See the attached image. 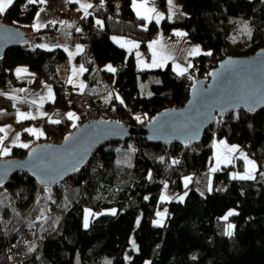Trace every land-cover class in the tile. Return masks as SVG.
<instances>
[{
	"label": "trees",
	"instance_id": "obj_1",
	"mask_svg": "<svg viewBox=\"0 0 264 264\" xmlns=\"http://www.w3.org/2000/svg\"><path fill=\"white\" fill-rule=\"evenodd\" d=\"M92 1L87 20L100 34L90 38L78 32L71 38L61 37L62 31L54 27L34 29L36 5H30L33 7L28 11L26 0H15L0 15V24L22 29L30 45L5 54L0 61V86H6L12 70L20 66L28 67L38 81L51 79L56 74L55 65H67L69 47L84 43L78 59L85 64L90 85L103 89L97 96L104 95L106 82L121 95L112 101L102 96L98 101L108 99L109 103L105 107L97 103L98 108H113L120 122L140 129L156 115L183 107L194 82L208 77L226 57H248L264 49V0H176L180 11L161 23L137 17L133 0H103L111 13L116 11L117 2L122 4L118 21L104 12L101 0ZM96 19L102 23L98 25ZM177 30L184 31L205 53H212L196 58L198 67L192 74L178 75L171 66L139 70L134 54L129 56L114 41L125 38L143 47L159 32L171 36ZM109 65L114 73L107 70ZM0 107L4 109L0 127L17 124V111L11 102L1 98ZM52 107L55 111L45 125L46 137L33 141L26 150L15 148L7 156L0 153V160L23 159L39 144H51L56 126L59 137L65 140L82 124L79 119L73 127L74 121L67 118L73 108L58 96L48 105ZM54 120L60 123H52ZM223 140L240 147L256 162V179H232L235 168L244 172L242 160H237L235 167L211 171L214 146ZM261 172L264 107L254 114L241 111L219 118L201 142L188 146L152 145L138 138L112 142L100 147L90 163L70 178L68 190L58 194L56 207L64 220L50 230L49 238L42 239L39 233L50 226L44 217L49 196L38 180L17 174L0 187V264H8V250L32 229L36 230L32 238L39 240L25 264H105L107 257L112 264H264ZM165 185L173 190V197L167 196ZM159 211L166 212L162 226L154 224ZM230 211L238 214L228 216ZM139 216L141 222L136 226ZM229 225L234 226L231 235L227 234Z\"/></svg>",
	"mask_w": 264,
	"mask_h": 264
},
{
	"label": "water",
	"instance_id": "obj_2",
	"mask_svg": "<svg viewBox=\"0 0 264 264\" xmlns=\"http://www.w3.org/2000/svg\"><path fill=\"white\" fill-rule=\"evenodd\" d=\"M60 36H70V32L62 31ZM29 45L28 34L22 29L0 24V61L9 50ZM248 92H254L259 102L250 105L235 99ZM263 107L264 49L248 57L228 56L208 77L194 82L183 107L156 115L140 129L115 120L91 121L78 127L61 144H39L23 159L0 160V187L17 174H26L45 189H54L82 170L97 150L109 143L138 138L152 145L188 146L201 142L219 118L241 111L254 114ZM221 108L226 111L221 112ZM73 162L78 163L77 171L70 170ZM41 168L49 171L42 173ZM45 175L48 178L42 179Z\"/></svg>",
	"mask_w": 264,
	"mask_h": 264
},
{
	"label": "crops",
	"instance_id": "obj_3",
	"mask_svg": "<svg viewBox=\"0 0 264 264\" xmlns=\"http://www.w3.org/2000/svg\"><path fill=\"white\" fill-rule=\"evenodd\" d=\"M142 2L145 4L144 8L139 7V5ZM83 4H91L92 7L94 5L92 0H46V3L44 4H35L37 7V12L40 11V9H43V11H40V17L38 21L36 20V14H35L33 24L40 23L42 26L39 29H44L46 27H54L58 32L65 31L66 24L70 19L60 12L61 9H70L74 5H78L77 10L75 11V16L81 19H88L89 16L92 14L91 11L92 7L86 9L88 15H85V9L82 8ZM148 8H155L156 12L163 14V18L160 19L159 23H161L164 20H171L173 16L180 11L179 5L172 7L171 12L173 13V15L171 16V18H169L170 7L167 3V0H137V7L136 8L133 7V11L135 15L139 18H142L145 15L151 16L152 18L150 20L144 19L146 20L147 23L156 22L155 13H148L146 11V9ZM137 11L140 12V16L137 15ZM176 32L185 33L182 30H177L173 33V35L168 36L163 34L162 32H159L152 40L146 42L143 47L141 46V48H139L137 51H133L135 52L134 56L136 63H141V65L144 67L142 68L144 69V71L164 69L168 66H171L172 70L176 74H178L177 65H179L182 68H186L187 69L186 74H189L190 70H194L192 65L193 61L198 56L203 55V53L205 52L200 46L190 42L187 38V35L180 37L175 35ZM149 45H152V47L150 48ZM194 47H199L201 50L200 53H197L194 56H189L188 52H190L191 49ZM144 52L151 54L152 56L151 61H146L142 57ZM153 52L156 53V59L158 61L161 60V58H164L163 66L152 65ZM82 53H80L79 56ZM189 64L192 65V67H188ZM17 69H25V68L23 66H20L12 70V77L8 80L6 86H0V93H2L0 94V99L5 98L11 102L13 109L17 111V119H18L17 124L19 123L23 124L25 126L24 132H27L28 135L24 137L23 134L19 135V132L11 133V130H9L10 126L0 127L4 129L3 132H0V140L3 141V143L0 144V149H3L5 147L8 148L9 149L8 155H10L12 150L15 148L26 150L31 146L30 145L27 148H25V147H21L20 145H28V142L31 140L33 143V141L37 142L46 137L43 131V125L48 124L51 120V115L50 112L48 111L49 110L48 105L53 104L56 100V89H55V94L54 92L50 94H46L45 93V88H47L45 87L46 84L45 85L40 84L39 81L37 80L38 78L36 74L25 69L26 71H23L18 75ZM69 81H70V76H69ZM69 86L71 88H76L78 91H80L76 87V85L71 84V82H69ZM84 92L97 96L103 92V89L101 87L97 88L96 86L92 87L90 85V81L87 80ZM33 101H35V103H33ZM99 103L105 107L106 104L109 103V100L102 99L101 101H99ZM1 112H4V109L0 107V113ZM19 113L31 114L32 118L20 117L18 115ZM26 129L35 130V134L26 131ZM38 129H40V133H42V135H39L40 139L35 140L37 134L39 133ZM7 132H10V134H8ZM17 137L19 138L17 139ZM29 137H33V139H29ZM223 141L227 146H236V145H230L225 140ZM5 143L7 144V146H5L6 145ZM239 148L240 147H238V149ZM218 152L220 153L224 152V145H221L220 141L216 142L214 146V153L212 159L213 167L216 166L215 156L217 155ZM234 154H232V156ZM234 156H236V154ZM237 156H239L238 158L239 160H242L244 162L246 169V161L243 158L244 155L242 156L237 154ZM248 159L251 160L250 158ZM230 164L227 165L220 164L218 169L221 167L229 166ZM244 172L240 173L239 171H237V174H244Z\"/></svg>",
	"mask_w": 264,
	"mask_h": 264
},
{
	"label": "built area",
	"instance_id": "obj_4",
	"mask_svg": "<svg viewBox=\"0 0 264 264\" xmlns=\"http://www.w3.org/2000/svg\"><path fill=\"white\" fill-rule=\"evenodd\" d=\"M32 7L33 6L28 5L25 8V10L29 11L32 9ZM115 7H116V11L114 13H111L107 3L105 2L103 5L104 12H106L110 18H114L115 20L118 21L120 8L122 7V4L120 2H117L115 4ZM77 8H78V5H74L70 9H61L60 12L70 19L66 24L65 30L70 32V34L83 32V34L86 37L89 36L90 38H92L94 35H99L100 30L97 29L94 24L90 23L87 19H79L75 16V11L77 10ZM76 29H80V31H77ZM71 37H72V35H71ZM142 57L146 61L152 60L151 54L147 53V52H144ZM196 65L198 67V63ZM55 69H56V74L51 79H53L54 82L59 80V82L55 83V84H57L56 86L59 85L57 88L60 87V88L64 89V91H63L59 88L60 89L59 92L61 93V96L63 97V100H64L62 102L66 103L70 108H73L74 106L79 107V106L84 104L83 115L85 116L86 122L98 121V120H115L117 122H120V120L118 118H116V116L114 114H111L105 110H101L100 108L93 106L91 103L86 104L85 103V101H86L85 97L83 95L76 93V91H75V93L68 94V88L63 87V85H62V84H64L66 86V81H67V79H69V70H68L67 65L57 64V65H55ZM106 91H108V93L112 91L113 95L121 96L119 94L118 89L113 84H111L109 82H106V88H105L104 92H106ZM105 96H109V95H105ZM71 102H72V104H71ZM55 128H56V132L59 133L58 127L56 126ZM60 143H54V144L56 145V144H60ZM70 186H71V179H68V180L63 181L61 184H59L55 189H46V192L49 196V202H50L49 203L50 209L48 211V216H54L55 210H57L58 211L57 212L58 217H56V221H59L58 218H60V221H59L60 223L64 220V216H63L62 212L56 207V205L58 203V194L65 193ZM166 194L168 197L174 196V192L172 189L166 188ZM55 207L57 209H55ZM54 223H53V225H54ZM53 225L43 229L39 233V239L40 238L41 239L42 238H49L50 237V230L52 229ZM35 234H36L35 229H32L29 232H26L24 235H22L18 239L16 244L13 246V248H10L8 250V254H9L8 264H25L28 261V258L30 256V252L34 249V247L37 245L38 240H39V239H33L32 238V235H35Z\"/></svg>",
	"mask_w": 264,
	"mask_h": 264
},
{
	"label": "snow or ice",
	"instance_id": "obj_5",
	"mask_svg": "<svg viewBox=\"0 0 264 264\" xmlns=\"http://www.w3.org/2000/svg\"><path fill=\"white\" fill-rule=\"evenodd\" d=\"M13 3H14V0H0V15H3V14L6 12L7 8L10 7ZM44 3H46V0H26L25 7H27L28 5L44 4ZM167 3H168V5H169V7H170L169 18H171V16L173 15V13L171 12V8L174 7V5H173V0H167ZM101 5H103V0H101ZM91 7H92L91 4H83V5H82V8L85 9V15H88L86 9L91 8ZM133 7H134V8L137 7V0H133ZM139 7H140V8H144V7H145V4L142 2V3L139 5ZM40 11H43V9H40ZM40 11H38V12L36 13V20H37V21L39 20V17H40ZM146 11H147L148 13H155L156 23H159V22H160V19L163 18V14H161V13H159V12H156V9H155V8H148V9H146ZM137 15L140 16V12H139V11H137ZM142 18H143V19H146V20H150L152 17L149 16V15H145V16H143ZM96 23H97L98 25H100L102 22L99 21V20H97ZM41 26H42V25H41L40 23H34V24L32 25V27H33L34 29H39ZM69 27H70V26H69ZM76 30H77V31H80V29H76ZM245 30L248 31V32H249V35H250V30L247 29V26H245ZM16 35H18V33H17ZM175 35L180 36V37H183V36L186 35V33H183V32H176ZM121 46H123V45H121ZM133 46H135V45H133ZM149 47L151 48L152 45H149ZM65 50H67V49H65ZM76 51H77V52L82 51L80 45H77V46H76ZM200 51H201V50H200L199 47H194V48L191 49L190 52H188V55H189V56H194L195 54L200 53ZM203 54H204V55H208V56H211V55H212L211 52H206V53H203ZM70 55H71V53H70ZM163 59H164V58H161V60L158 61V60L156 59V53L153 52V61H152V65H153V66H163ZM188 67H192V65L189 64ZM177 68H178V74H179V75L183 76V75H185V74L187 73V69H186V68H182V67H180L179 65H177ZM107 70L110 71V72H113V73L116 71L111 65H109V66L107 67ZM23 71H26V70H25V69H17V74L19 75V73H21V72H23ZM80 71H84V68H83L82 66H81V68H80ZM188 78L191 79V76H189ZM69 82H71V81H69ZM48 91L51 92V89L49 88ZM0 94H2V93H0ZM235 99H236V100L243 99V100L247 101L250 105H254V104H256V103L259 102V100H258V98L256 97V95H255L254 92H248L247 94H245V95H243V96H241V97H237V98H235ZM33 103H35V101H33ZM121 103H123V101H121ZM220 110H221V112L226 111L225 108H221ZM18 115H19L20 117H24V118H32V117H31V114L19 113ZM67 118H68L69 120H76V119H79L78 117H76V116L74 115V113H71V112L67 114ZM135 118H136L137 120H140V117H139V116H137V117H135ZM51 122H52V123H60L59 120H54V121H51ZM73 127H76L75 123L73 124ZM3 131H4V129L0 128V132H3ZM26 131L35 134V130H33V129H26ZM39 135H42V133H38V134H37L38 137H39ZM18 138H19V137H17V139H18ZM65 139L67 140V139H69V138L66 137ZM2 143H3V141L0 140V144H2ZM220 144H221V145H224V152H223V153L218 152L217 155L215 156L216 166H214V167L211 168V171H212V172L217 171V169H218V167H219L220 164H225V165H227V164L232 163V154H234V153H236V152L239 151V149H238L237 146H227V145L224 143V141H220ZM20 146H21V147H28V145H20ZM0 153H2L3 155H8V154H9V149L6 148V147L3 148V149H0ZM241 155L243 156V153H241ZM244 159H245V161H246V169H245L244 174H233L232 179H234V180H235V179H239V180H254V179H256V175H255V173H256L257 171H259L256 162L247 159V157H244ZM70 170H71V171H77V170H78V163L73 162V163H72V167H71ZM48 171H49V169L41 168V172H42V173H47ZM61 175H62V174H61ZM260 175H261L262 177H264V172H261ZM47 178H48V177H47L46 175H45V176H42V179H47ZM165 187H167V186L165 185ZM210 190H211V189L209 188V191H210ZM161 199L163 200V199H165V197L162 196ZM181 199H183V197H181ZM111 214H112V215H115V214H116V211H115V210H111ZM235 214H238V213H234V212H231V211H230V212L228 213V216L235 215ZM88 215H91V213H88ZM88 215H86V217H85V221H84V227H85V228L88 227ZM157 216H161V217H162L163 214L160 213V212H158V213H157ZM224 219L226 220V219H227V216L224 217ZM137 223H139V222H137ZM155 223H156L158 226H162L160 220H157ZM232 227H233L232 225H229V226H228V228H229V231L227 232L228 235H231V234H232V232H231ZM132 245H133L134 248L136 247V246H135V241H134V240L132 241Z\"/></svg>",
	"mask_w": 264,
	"mask_h": 264
},
{
	"label": "rangeland",
	"instance_id": "obj_6",
	"mask_svg": "<svg viewBox=\"0 0 264 264\" xmlns=\"http://www.w3.org/2000/svg\"><path fill=\"white\" fill-rule=\"evenodd\" d=\"M173 5L174 6H177L178 5V3H177V1L176 0H173ZM77 17V16H76ZM77 18H79V17H77ZM79 19H81V18H79ZM98 19H96L95 21H97ZM100 21V20H99ZM71 35H72V37L74 36L75 37V35H76V33H71ZM71 35L69 36V37H71ZM71 37V38H72ZM115 42H116V44L117 45H119L120 47H122V48H124L127 52H128V54H129V56H131L132 54H135V52H133V51H137L139 48H141V44H139V43H137V42H132V41H128V40H126L125 38H119V39H115L114 40ZM77 45H80L81 46V49H82V51H80V52H77L76 51V46ZM121 45H123V46H121ZM133 45H135V46H133ZM137 48V49H136ZM84 49H85V45H84V43H77V44H75V45H73V46H71L68 50H67V54H68V60H67V66H68V70H69V76H70V81H71V84H75L76 85V87L81 91H78L76 88H71L70 86H69V79H67V81H66V86L64 85V84H62L63 85V87H67L68 88V94H70V93H75V91H76V93H78V94H80V95H83L84 97H85V103L87 104H89V103H91L93 106H95V107H98V105H97V103H99V101H98V99H101V97L102 96H105V95H109V97L108 98H110L111 99V101L112 100H114L115 99V97H116V95H113V92L111 91V92H109L108 93V91H106V92H104V94L105 95H101V97L100 96H94V95H91V94H89V93H87V92H84V89H85V85H86V82H87V79L85 78V73L87 72V69H86V67H85V64L83 63V62H80V61H78V56H79V54L80 53H82L83 51H84ZM70 53H71V55H70ZM197 61H196V59L193 61V69L194 70H196L197 69ZM141 65V63H137V67H138V69L139 70H142V71H144V69H142V68H144L142 65V67L140 66ZM81 66L84 68V71H80V68H81ZM24 67V66H23ZM25 69H27V70H29L30 71V69L28 68V67H24ZM194 70H190V73L192 74L193 73V71ZM38 78V77H37ZM38 80V79H37ZM56 82H59V80H57ZM56 82H54V80L53 79H49V80H47L46 81V79L45 78H42V79H40L39 80V83L40 84H42V85H45V87H47V88H45V93L46 94H50V93H53L54 92V94H55V89H56V98H57V96L60 98V101L62 102V101H64L63 100V97L61 96V93L59 92L60 91V89L61 90H63L64 91V89L63 88H57L58 86H56L57 84H55ZM60 84V83H59ZM51 85V86H50ZM51 89V92H49L48 91V89ZM83 91V92H82ZM87 95V96H86ZM113 95V96H112ZM89 96V97H88ZM94 99V100H93ZM71 100V99H70ZM71 104H72V102H71ZM97 105V106H96ZM101 110H105V111H107V112H109V113H111V114H115L114 113V111H113V108H100ZM75 110V111H74ZM49 112H50V115H51V117H52V115H53V113H54V108L52 107V108H50L49 110H48ZM71 113H74V115L76 116V117H78L79 119H81L83 122H82V124L81 125H83V124H85V123H89V122H86L85 121V116L83 115V113H84V104L83 105H81V106H79V107H76V106H74L73 107V110H71L70 111ZM79 119H76V120H73L74 121V123L76 124L77 122H79L80 120ZM79 120V121H78ZM151 122V121H150ZM149 122V123H150ZM21 126H19V124H13V125H10V128H9V130H11V133H18L19 132V135H21V134H23V132H24V129H25V126L23 125V124H20ZM80 125V126H81ZM7 127V126H6ZM44 128H45V125H43V131H45L44 130ZM38 132L40 133V129H38ZM8 134H10V132H7ZM45 133V132H44ZM53 134H52V139H51V141H52V143L51 144H54V143H62L64 140H62L59 136H60V134L59 133H57L56 132V128H54L53 129V132H52ZM38 139H40L38 136L36 137V139L35 140H38ZM32 143V140L31 141H29L28 142V146H30V145H32L31 144ZM60 143V144H61ZM6 144V143H5ZM5 144H3V145H5ZM56 145H58V144H56ZM5 146H7V144L5 145ZM25 148H27V147H25ZM241 153H243V155H244V157H247V159L249 158L247 155H246V152L244 151V150H242V149H240L239 148V151L238 152H236L235 154H236V156H232V163L229 165V166H231V167H235L236 165H237V160H239L238 158H239V156H237V154L238 155H241ZM243 157V158H244ZM237 169L235 168V170H234V172H232V174H237ZM56 188V187H55ZM54 188V189H55ZM46 189H51V188H46ZM49 199V198H48ZM49 200H48V203L46 204V207H45V218L50 222V226L51 225H53V223H54V225L52 226V228H56V227H58V225H59V221H60V218H58L59 219V221H56V217H58V214H57V210H55V215L54 216H48V211H49V209H50V205H49ZM160 213H162L163 214V216L161 217V216H157V214H156V217H155V219H154V222H156L157 220H160L161 221V225H163L164 224V221L166 220V212L164 211H159ZM43 217V218H44ZM42 219V218H41ZM137 222H139V223H137ZM137 222H136V226H139V224H140V222H141V216H139L138 217V220H137ZM155 225H157L156 223H154ZM233 226V225H232ZM229 231V228H227V232ZM231 232H232V234H233V232H234V226L232 227V229H231ZM132 241H133V239H132ZM131 241V242H132ZM135 246H136V244H135ZM133 249L134 250H137V246L134 248L133 247ZM129 258L130 257H127V260H129ZM105 264H112V261H111V258H109V257H107V258H105Z\"/></svg>",
	"mask_w": 264,
	"mask_h": 264
}]
</instances>
